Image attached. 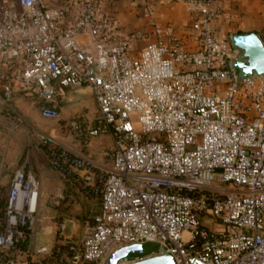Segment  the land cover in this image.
Wrapping results in <instances>:
<instances>
[{"label": "built area", "instance_id": "1", "mask_svg": "<svg viewBox=\"0 0 264 264\" xmlns=\"http://www.w3.org/2000/svg\"><path fill=\"white\" fill-rule=\"evenodd\" d=\"M216 1L187 0L181 34L141 0L151 32L122 34L102 0H0V69L9 76L0 114L19 127L16 85L56 121L61 91L89 89L98 116L72 128L86 147L112 140L102 165L34 129L51 167L101 209L79 243L37 249L42 180L20 167L0 182V264H108L147 243L160 250L117 264L164 254L176 264H264V73L240 79L232 67L237 52L217 36ZM65 199L57 189L50 205Z\"/></svg>", "mask_w": 264, "mask_h": 264}, {"label": "crops", "instance_id": "2", "mask_svg": "<svg viewBox=\"0 0 264 264\" xmlns=\"http://www.w3.org/2000/svg\"><path fill=\"white\" fill-rule=\"evenodd\" d=\"M49 4H58L61 0H46ZM103 9L112 13L119 21L122 34H128L135 30L151 32L146 18L143 15L141 0H102ZM187 0H151L155 6L157 20L164 24H171L181 34L185 33L190 24V14L186 11ZM216 5L222 9L221 18L215 23L217 36L223 41H231L235 35L257 34L264 43V0H217ZM152 39V38H151ZM148 42L138 43V49L144 48ZM9 80L0 69V107L3 106L2 87ZM90 94V95H89ZM93 96L89 89L63 90L61 91L60 109L61 125L50 134L55 136L63 145L70 147L74 153L82 156L95 157L102 165L108 162L102 157V151L112 146V140L105 137L101 143L94 140L90 147H86L83 141L76 135L72 128V122L76 119L92 123L98 116L95 100L91 106L87 104L85 97ZM30 102V103H29ZM94 105V106H93ZM12 110L20 117L19 127L5 114H0L1 135H13L11 142L5 145L7 139L0 140V182L7 183L15 171L20 167L35 172L42 182L49 186L47 204L41 195L42 222L35 234V245L40 250H50L55 244H59V237H63L65 243H71L72 238L82 234L85 223L100 212V201L88 199L82 192L65 182L62 176L51 167L46 151L35 139L20 146L18 130L31 135V130L40 129L48 132V127H39L32 122L30 115L33 111H39L35 97H26L19 85L15 86V95L10 103ZM92 109V111H90ZM41 115V114H40ZM57 121V122H58ZM12 171V175L3 176V170ZM11 173V172H9ZM57 189H63L66 199L59 206H51L50 199ZM63 225V231L60 226ZM61 232V233H60ZM26 248L31 250L32 243H27ZM156 253V252H153ZM151 253V254H153ZM150 254V255H151Z\"/></svg>", "mask_w": 264, "mask_h": 264}, {"label": "water", "instance_id": "3", "mask_svg": "<svg viewBox=\"0 0 264 264\" xmlns=\"http://www.w3.org/2000/svg\"><path fill=\"white\" fill-rule=\"evenodd\" d=\"M231 44L237 52V59L233 62L240 79L264 73V43L255 33L246 35H235L231 38ZM133 245L116 251L108 264H117L123 258H135L150 255L146 245ZM136 264H176L174 258L169 254L153 257Z\"/></svg>", "mask_w": 264, "mask_h": 264}, {"label": "rangeland", "instance_id": "4", "mask_svg": "<svg viewBox=\"0 0 264 264\" xmlns=\"http://www.w3.org/2000/svg\"><path fill=\"white\" fill-rule=\"evenodd\" d=\"M91 93V92H90ZM90 95V94H89ZM92 95V94H91ZM94 99V98H93ZM93 99H92V97L91 96H87V97H85V100L87 101V104L88 105H90L91 106V103L93 102ZM30 103V102H29ZM95 104H96V102H95ZM94 106V105H93ZM96 107H97V104H96ZM90 111H92V109L90 110ZM30 118H31V120H32V122H34V123H36L39 127H42V128H45V127H48V129H50L47 133L48 134H51L53 131H54V129L56 128V127H58V126H60L61 125V123L58 121H56V120H49V119H44L41 115H40V112L39 111H33V113H32V115H30ZM132 121L133 122H136L137 120H136V118L135 117H133L132 118ZM33 132H34V130H31V135L33 136V137H31V136H29V135H27L25 132H24V130H18L16 133H17V135H19V138H20V146L21 145H23V143L25 142H29V141H33L34 139H35V141L36 142H34V143H37V144H39V142L37 141V139L35 138V136H34V134H33ZM8 133V132H7ZM6 133V134H7ZM6 134H4L3 133V135H1V137H0V140L2 141L3 139H7V141L5 142V145H7L8 143H10L11 142V139L12 140H14L13 139V135L11 136V135H6ZM9 134V133H8ZM34 138V139H33ZM40 145V144H39ZM41 146V145H40ZM42 147V146H41ZM43 148V147H42ZM44 149V148H43ZM45 150V149H44ZM2 151V149L0 150V152ZM4 156V154H2V156H1V154H0V160H1V158ZM53 170H55V169H53ZM12 171H13V169H11V171H9V170H3V172H2V175L3 176H9V174L10 175H12L13 173H12ZM56 171V170H55ZM9 172H11V173H9ZM48 188H49V186L47 185V183H43L42 182V198H43V201L45 202V204H47L46 202H47V199H48ZM50 204V203H49ZM92 219V218H91ZM82 232H83V230H82ZM61 233V232H60ZM81 236H82V234L80 235V233L78 234V236H76V238H72L70 241H71V243H73V244H77V243H79V241L81 240ZM58 237H59V245H63V244H66L64 241H63V237H60L59 235H58ZM146 249H147V251H158L159 249H160V245L159 244H157V243H149L148 245H146Z\"/></svg>", "mask_w": 264, "mask_h": 264}, {"label": "trees", "instance_id": "5", "mask_svg": "<svg viewBox=\"0 0 264 264\" xmlns=\"http://www.w3.org/2000/svg\"><path fill=\"white\" fill-rule=\"evenodd\" d=\"M26 97H33V96H30V95H25Z\"/></svg>", "mask_w": 264, "mask_h": 264}]
</instances>
